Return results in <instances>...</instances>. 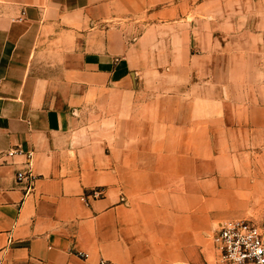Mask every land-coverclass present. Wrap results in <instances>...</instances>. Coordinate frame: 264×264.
<instances>
[{
    "label": "crops",
    "instance_id": "obj_1",
    "mask_svg": "<svg viewBox=\"0 0 264 264\" xmlns=\"http://www.w3.org/2000/svg\"><path fill=\"white\" fill-rule=\"evenodd\" d=\"M252 40L264 0H0V264H221L264 213L216 79Z\"/></svg>",
    "mask_w": 264,
    "mask_h": 264
},
{
    "label": "rangeland",
    "instance_id": "obj_2",
    "mask_svg": "<svg viewBox=\"0 0 264 264\" xmlns=\"http://www.w3.org/2000/svg\"><path fill=\"white\" fill-rule=\"evenodd\" d=\"M249 2L250 0H248V4ZM248 18L255 19L254 10H248ZM223 61L226 63L223 64ZM228 63L231 67H229L231 71L229 73L226 72ZM216 65L219 67L216 79L221 80L223 72H225V80L227 73L230 79L225 85L227 89H224L223 95L219 90L216 91V97L222 95L226 102L223 107L225 117H252V120L246 122L247 144H254L255 149L261 152L256 157L262 161L264 177V42L259 43L254 40L247 42L246 67H243L242 59L237 58H220L216 60ZM245 70L247 71V81L240 83L244 86L242 89L236 81ZM251 220L264 221V213L261 217H254Z\"/></svg>",
    "mask_w": 264,
    "mask_h": 264
},
{
    "label": "built area",
    "instance_id": "obj_3",
    "mask_svg": "<svg viewBox=\"0 0 264 264\" xmlns=\"http://www.w3.org/2000/svg\"><path fill=\"white\" fill-rule=\"evenodd\" d=\"M33 178L30 173H18L19 181ZM213 241L221 264H264V221H225L219 226ZM99 264L117 263L102 259Z\"/></svg>",
    "mask_w": 264,
    "mask_h": 264
}]
</instances>
